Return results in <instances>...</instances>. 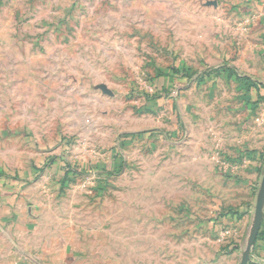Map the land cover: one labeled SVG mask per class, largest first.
Wrapping results in <instances>:
<instances>
[{"label": "rangeland", "instance_id": "1", "mask_svg": "<svg viewBox=\"0 0 264 264\" xmlns=\"http://www.w3.org/2000/svg\"><path fill=\"white\" fill-rule=\"evenodd\" d=\"M262 11L0 0V264H239L264 173Z\"/></svg>", "mask_w": 264, "mask_h": 264}, {"label": "crops", "instance_id": "2", "mask_svg": "<svg viewBox=\"0 0 264 264\" xmlns=\"http://www.w3.org/2000/svg\"><path fill=\"white\" fill-rule=\"evenodd\" d=\"M255 5L259 8V6H262L264 9V0H254ZM260 17V18H259ZM257 24L254 26V31L258 32V35H254V71L258 70L256 68H259L257 65H260L261 71H264V13L262 11L261 14H259ZM255 32V34H257ZM261 32V33H259ZM258 41V42H257ZM250 54V53H249ZM250 59L251 56L247 55ZM264 85L263 82H260ZM256 261L257 264H264V241L258 240L257 243L254 246V249L252 251V257L251 262Z\"/></svg>", "mask_w": 264, "mask_h": 264}, {"label": "water", "instance_id": "3", "mask_svg": "<svg viewBox=\"0 0 264 264\" xmlns=\"http://www.w3.org/2000/svg\"><path fill=\"white\" fill-rule=\"evenodd\" d=\"M264 217V173L260 182L259 190L256 196V202L254 206V214L249 230L246 245L241 255L239 264H249L251 262L252 251L257 242L258 234L261 229V225Z\"/></svg>", "mask_w": 264, "mask_h": 264}, {"label": "trees", "instance_id": "4", "mask_svg": "<svg viewBox=\"0 0 264 264\" xmlns=\"http://www.w3.org/2000/svg\"><path fill=\"white\" fill-rule=\"evenodd\" d=\"M165 73H166L165 71L164 72L161 71V72H159V76L162 77L165 75ZM239 78H240V82H242L243 86H245V84L246 85L248 84L246 86L247 88H245L246 90H244V93L246 91L247 94L245 96H243L242 98H245L248 96V93H250L251 88H254L255 90L259 91L258 89H260V87H261V85L259 83H256V82L252 83L249 81L248 78H243V77H239ZM256 102H254V103H256ZM254 108H255V104H254ZM129 136H131V135H129ZM122 140H124V139H122ZM95 167H96V169L101 168V166H99V165H97ZM74 176H75V170H74V168H70V169H68L67 172H65L64 179H67L68 181H72V180H74ZM263 219H264V217H263ZM257 240L264 241V226L260 229ZM249 264H257V263L256 262H250Z\"/></svg>", "mask_w": 264, "mask_h": 264}]
</instances>
